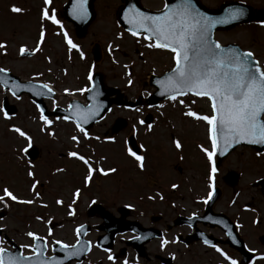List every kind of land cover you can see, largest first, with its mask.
<instances>
[{
	"label": "rangeland",
	"instance_id": "374dc122",
	"mask_svg": "<svg viewBox=\"0 0 264 264\" xmlns=\"http://www.w3.org/2000/svg\"><path fill=\"white\" fill-rule=\"evenodd\" d=\"M200 1L206 7L214 9L220 3L231 0ZM236 1H245L256 9L264 10V0ZM66 2L67 0H50L45 6L42 0H0V44L5 45L0 48V68L7 69L22 80L40 82L52 88L54 98L45 101L50 110L65 107L71 99L84 102L85 87L89 86L86 80L94 72L103 75L105 86L118 89L122 99L138 102L139 105L134 108L113 106L104 120L85 133L75 130L73 124L59 119L48 120L49 123L45 124L26 96L13 99L6 92L0 91V103L2 97H6L18 109L17 115L9 120L3 119L0 112V196L6 187L19 200L32 201L30 207L24 209L20 207L22 203L5 199L0 211L10 216L7 215L3 224L23 231L28 229L26 223H32L31 229L40 228L47 237H51L49 223L56 230L57 223L70 220L69 216H65L66 213L83 215L88 204L100 201L99 203L109 207L122 204L131 208L130 218L148 226L151 216L163 214L162 219L166 221L172 210L179 212L180 208L190 204L191 208L187 212L195 213L197 209L193 203L197 201L196 196H200L201 207H204L203 202L211 192L208 185H213L214 180L215 186L216 179L222 195L213 209L235 217L242 206H248L249 211L254 210V215L259 216L258 221L261 222L260 227L255 229L264 227V203L258 188L253 186L256 180L264 178V156L257 158L248 149H236L221 162L219 170L212 174L210 181L206 175L209 162L201 151V148L211 150L207 126L183 115L186 111H194L200 115L210 114L206 100L181 97L175 101L161 102L155 107L146 105L145 99L154 91L148 84L149 77L160 76L166 69H170L173 62L171 57L157 49H146L148 41L126 33L116 25L115 16L122 5L121 0H94V20L84 35L76 39L71 26L60 17L61 8ZM142 3L149 9L162 7L159 0H142ZM12 7L22 11L12 13ZM42 11H47L50 16L54 15L58 24L43 20ZM41 30L45 34L44 40L37 49ZM65 35L79 51L77 48L69 49L64 42ZM217 38L224 44L235 43L243 48H250L254 41L258 45H264V27L238 26L227 33L218 34ZM94 44L99 46L101 53L95 66L90 55ZM21 48L33 53V57L20 59ZM262 65L264 66V62ZM117 119H124L127 124L118 135H110V128ZM13 127L24 131L30 137V142L10 131ZM130 135H135L137 142L146 148L143 151L142 168L127 155L126 140ZM73 136L76 141L71 139ZM173 141L181 145L182 151L178 152ZM31 144L38 148L39 158L41 157L34 164L25 162L23 155L24 149ZM70 151L84 157L93 168L87 182L85 178L88 176V168H85L82 161L69 158ZM145 161L147 169L141 174L139 172L144 170ZM111 169L115 171H110ZM210 169L209 165L208 172ZM230 171L241 175L237 185L231 188L221 180ZM28 172L34 173V177L30 178ZM101 172H106L107 175ZM44 181L47 182L46 186L40 187ZM181 181L190 188L179 199L178 193L174 194L177 196L175 199L168 186L172 182ZM33 183L37 185L35 189L32 188ZM160 192L168 200L161 202ZM36 193L41 194V199L35 197ZM169 198L174 201L171 202ZM57 200L62 203L57 204ZM4 204L9 206L7 211ZM172 205L175 209H172ZM19 213L24 215L17 221ZM33 214L44 217L40 218L41 223L34 221ZM60 214L63 216L59 217ZM242 218L247 226L248 215H242ZM65 224L66 228L58 232L64 238L72 240L68 228L70 222ZM253 231L252 226L244 229L249 243H256ZM165 240L170 242L169 237H165ZM168 243L163 247L164 250ZM157 246H161L160 240L154 241L149 248L158 250ZM211 256L213 255L205 252L200 255L201 260ZM107 257L105 253L96 251L91 254L90 263L138 262L132 254H129L124 263H112Z\"/></svg>",
	"mask_w": 264,
	"mask_h": 264
},
{
	"label": "snow or ice",
	"instance_id": "6c2138e0",
	"mask_svg": "<svg viewBox=\"0 0 264 264\" xmlns=\"http://www.w3.org/2000/svg\"><path fill=\"white\" fill-rule=\"evenodd\" d=\"M49 2L50 0H44V5L47 6ZM10 11L20 13L22 9L12 7ZM130 11L132 19L129 23L133 25L131 34L137 36L136 29H139L144 33L143 39L150 41L145 44V47L172 53L171 59L174 66L162 80L157 82L161 89L159 94L171 101L186 94L206 100L210 114L200 115L194 111H186L183 115L203 122L207 126V138L211 144V150L201 148V151L209 164L212 163L213 155L218 150L220 155H224L225 150L234 144H264V68L253 59L254 54L251 51L240 52L233 48L225 49L210 39L211 29L215 25L239 19L244 15L241 9L229 10L227 18H211L198 12L192 6L191 0H178L174 5L166 4L164 10L157 15H146L135 9ZM72 14L79 17L86 15L84 0H73ZM41 18L50 20L54 25L58 24L55 16H50L47 11H42ZM44 35V31L41 30L37 49L40 48ZM64 42L69 49L77 48L67 35L64 37ZM4 47V44H0V48ZM77 51H79L78 48ZM24 52L25 49L21 48L20 53L24 54ZM0 72L3 70L0 69ZM40 87L46 88L47 85ZM0 112H3L2 108ZM94 115L95 110L91 107L86 110L77 108L74 121L77 130L84 132L82 124ZM5 119H7L6 114ZM40 119L45 124L49 123L43 114ZM10 131L30 142V137L19 128L13 127ZM87 138L85 134V139ZM71 139L76 141L75 136ZM173 143L177 149L181 148L178 142L173 141ZM127 155L137 162L138 167L142 168L143 158L140 155L132 150H128ZM68 157L80 160L86 165L89 163L76 152H68ZM97 171L100 170L97 169ZM110 171H115V169ZM215 171L213 167L209 174L210 181ZM92 172L93 168L89 166L85 182ZM101 174L107 175L106 172H101ZM28 176L32 178L34 173L28 172ZM36 186L33 183L32 188L35 189ZM208 187L211 188L212 184L209 183ZM208 196L211 198L212 193L209 192ZM5 199L14 203H32L31 200H19L6 187L3 189V195L0 196V202H4ZM56 203L62 202L57 200ZM27 235L34 241L37 239L31 232ZM167 243V240L161 239V248ZM61 247L65 246L61 245ZM34 251L39 252L40 249L34 248ZM215 251L228 261V264H236V261L230 260L219 248ZM108 259L111 261L113 257L109 255ZM26 260L25 257L15 255L5 258L4 249L0 248V264H24ZM41 264H48V262H41Z\"/></svg>",
	"mask_w": 264,
	"mask_h": 264
},
{
	"label": "flooded vegetation",
	"instance_id": "af4514ba",
	"mask_svg": "<svg viewBox=\"0 0 264 264\" xmlns=\"http://www.w3.org/2000/svg\"><path fill=\"white\" fill-rule=\"evenodd\" d=\"M219 6L214 9L215 10L218 9ZM155 10H159V9H155ZM256 10H260V9H256ZM231 30L232 29H228L225 31H218L216 33L217 41L220 44H224L217 38V35L221 33H227ZM262 47H264V45H258V43L254 41L251 44L250 48L242 47V49L244 51H251L254 54L253 57L261 64L262 68H264L262 65V62H264V48L262 49ZM167 53L170 54V52ZM38 159L40 160L41 157ZM36 162L27 161V163L29 164ZM139 173L142 174V172ZM189 188L190 187L186 186L184 182L181 181V183H178V186L176 188L174 187L173 189H169V192L171 193V196L174 197L175 199H177V196H175L174 194L178 193L179 196L178 199H179L180 196L184 195L183 192H187ZM196 197H197V201H194L195 203L192 202L193 205L196 207L195 209H197L195 213H191L192 211L187 212V209L191 208V204L187 205L186 207L180 208L179 212H177L175 207L172 205V209L175 210H172V212L167 217L166 221H163L162 219L163 214H161L151 217L149 219L150 225L148 226L139 222L143 227L152 228V230H157L162 233L160 238L152 240L144 245V252L141 256H139L133 250V248L131 249V247L130 248L127 247L126 243L129 242V240H132L134 237V235L132 234H122L116 236L114 238V244L111 251H104L98 248L96 249L92 246V243H94L97 237L102 235L103 232L101 230L102 223L100 224L102 220L98 216H96V214H90L88 212L89 206L91 204H100L104 208V210H106L112 215V217L115 220H118L120 218V215L123 212L122 209L126 208L122 204H119L118 206L112 205L111 207H109L104 203H99L100 201L88 204L87 209L85 210V213L83 215H80V213L69 214L70 220L60 224L57 223V225H55L57 226L56 230L52 229L53 225L49 226L50 228L49 232L51 233V237L50 236L47 237V234L40 228L31 229L32 223H26L28 229L23 231L15 229L18 227L8 228L6 224H3L4 221L7 219L8 214H6L4 211H0V248H3L4 251L8 253L6 258L15 255V256L27 258L24 264H41V262H46V258L52 255L51 248L54 243L59 242L70 246L73 245L78 239L77 230L83 228V231L85 232L84 238L91 244L90 253L93 249H95L98 252H103L108 256L111 255L113 257L111 261L115 263L116 262L124 263L125 259L128 257V254L130 255L132 254L133 256H135L136 261H138V262H134V264H162L160 260L156 258L157 255L166 257L168 260L167 264H228V261H226L218 252L215 251L216 248H219L226 256L229 257L230 260L236 261V264H264V239H262V242L258 240L259 244L255 248V242L249 243L246 238L247 234L246 232H244V229H247V227L248 228H250L251 226L254 227L252 222L253 221L252 217L250 219L248 218L247 226H245L242 217H240V220L235 221L233 218L229 216V218L235 224L237 232L241 236L246 250L252 253V255H247V259L250 258L248 262L243 260L242 256L237 250L229 246L228 238L221 228L210 226L209 224H204L203 222H200L198 220L192 221V224L185 222V219L198 218L202 214V209H203V207H201L202 199L199 198L200 196H196ZM165 200H168V198L165 195H163L161 202ZM169 200L171 202L174 201V199L172 198H169ZM2 205L3 203L0 202V206ZM4 206H5L4 208L5 211H7V208H9V206L5 204ZM20 207H23L24 209L25 207L29 208L30 204L27 205L24 204L23 206L20 205ZM214 212L221 213L220 211H215V210ZM128 214L129 217L127 219L132 220L130 218L132 212L130 211L128 212ZM21 215L24 214L23 213L17 214V218H16L17 221H20ZM62 216L63 215L60 214L59 217ZM33 218L34 221L41 223L40 218H44V217H42L41 214H33ZM66 222H70L68 228L71 233L70 235L72 240L68 238H64L63 234H60L58 232L60 230H63V228H66V224H65ZM256 231L258 236L264 235V230L254 229L253 231L254 238ZM29 232L33 233L37 237L35 241L27 235V233ZM53 233L55 234L53 235ZM165 237L170 238V242L166 246L165 250L161 248V246H157L158 250L155 248H149L154 241H159V240L161 241V239L165 240ZM34 248L40 249L39 255H36ZM124 248L126 254H124V256L121 258L119 257L120 256L119 254ZM149 249H153V251H150ZM127 251L129 252L127 253ZM164 252L166 253L165 255L163 254ZM204 252L210 253L214 257L211 256L210 258H203L201 260L200 255ZM90 253L86 256L82 264H92L87 262V258L90 255Z\"/></svg>",
	"mask_w": 264,
	"mask_h": 264
},
{
	"label": "water",
	"instance_id": "95a60500",
	"mask_svg": "<svg viewBox=\"0 0 264 264\" xmlns=\"http://www.w3.org/2000/svg\"><path fill=\"white\" fill-rule=\"evenodd\" d=\"M92 1L93 0H84V9L87 12V17L85 19L74 16L72 14L73 0H70L68 5H66V7H65L64 16H66V19L74 25L75 34L77 37H81L84 35L89 22L92 20V14H93L92 10H91ZM167 1L169 2V6L174 5L178 2V0H167ZM124 3H125L124 7L118 12V21H119V24L121 25V27L128 32H132V30H133V25L129 23V21L132 19V13L130 11L131 9H135L136 11L142 12L146 15H157L155 13L148 12V11L144 10L141 6H139L138 0H124ZM192 6H195V4L192 3ZM231 9H241L243 11L244 15L241 16L237 20L229 21L228 23L215 25L211 29L210 39H212V37H213L214 30L218 29V28H227L229 26H234V25H237L240 23H246V22H251V21L264 22V11L260 12L259 15L256 17L254 15V12L250 8H248L242 4H237V3L226 4L222 7V9L220 11L215 12V13L209 12V11L205 12L204 9L200 7L201 13L203 15L211 17V18H227L228 11ZM90 14H91V17H90ZM136 31H137V35L143 33L139 29H136ZM223 48H225V49L233 48V49L240 51L239 48L236 46H228V47H223ZM91 53L93 55L94 62H97L100 60V51H99V47L97 45L93 46ZM21 56L22 57L23 56H29V54L24 53ZM0 73H2V72H0ZM2 74H4V73H2ZM165 75L161 78H157L154 76L150 77L149 84L151 86L155 87L156 90L152 95H150L146 99V103L148 105L153 106V105H156L159 101L166 99L165 96L159 94L161 89L157 83L158 81L162 80L165 77ZM4 83H5V88L9 89L10 92L14 96L18 97L19 95H21L23 93L28 94L29 97L35 102V104L37 105V107L43 113L44 116L48 117L51 115L50 113L49 114L46 113L44 103L42 101L43 97H51L52 96V94L46 88H42V87H40L41 85L34 84V83H27V82L26 83H20V81L16 77H11L9 79L5 78ZM34 93H37V94H34ZM112 95H116V98H109ZM85 99L88 102V105L86 107H82L79 105L78 102L73 101L70 103V109L68 111H62L60 109H57L52 114L56 115V116H62L64 118L70 119L74 122L75 118H76L77 108H79L81 110H86L89 107H91L95 110V115L91 119H89L86 123L82 124L83 129L88 130L94 123H96L97 121H99L100 119H102L104 117L105 113L110 109L112 104L127 105L128 107H134L136 105L133 103L121 101V95L119 94L118 90L105 89L104 85H103V81H102V75L98 74V73L93 75L92 80H91V87L86 92ZM3 107H4L6 115H13L16 112L15 108L13 106L7 105V103H4ZM124 126H125L124 121H122L121 119L116 120L112 126L111 131L113 133H116L120 129H122ZM242 144L248 145L254 149H257L258 151L264 150V144H247V143L234 144L232 147L227 148L225 150L224 155H220L219 150L216 152L218 155V158H219V162L229 151L234 149V147L236 145H242ZM128 145L130 146L132 151H134L136 154L138 153L139 148L136 146V142L134 140V137L129 138ZM27 156L30 159H35L37 156L36 148L31 147L29 149V151L27 152ZM235 181H236V178H235ZM231 182L234 183V180H232ZM260 184H261V192L264 196V181H261ZM96 207H99V206H96ZM208 213H209V210L206 211V214H208ZM102 217L104 218L103 228L107 233L106 236H108V237H106V238H108V239H111L112 236L117 232H124V231L128 230V228H131L130 230H132L134 227L136 228V226L131 227L129 224H127L126 226L118 225L114 222V220L109 218L110 216L108 217V216H105L102 214ZM143 234L148 236L145 232H143ZM63 253L64 254L62 255V258H64L65 260L62 262V264L70 262L72 260V258H76V254L72 248H66L63 251Z\"/></svg>",
	"mask_w": 264,
	"mask_h": 264
}]
</instances>
